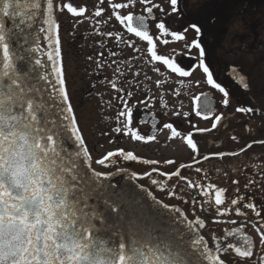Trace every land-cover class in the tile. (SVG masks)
Segmentation results:
<instances>
[{
	"label": "snow or ice",
	"instance_id": "snow-or-ice-1",
	"mask_svg": "<svg viewBox=\"0 0 264 264\" xmlns=\"http://www.w3.org/2000/svg\"><path fill=\"white\" fill-rule=\"evenodd\" d=\"M104 2L100 0L101 5ZM140 3L150 5L144 9L147 15L121 14L120 10L136 4V0H127L126 3H110L112 17L127 33L147 42L150 61L162 62L179 77H189L191 73L176 61L180 53L171 58L158 55L153 36L149 34L147 21L154 19L153 10L163 12V9L152 4V0H140ZM170 4L171 11L175 13L177 0H170ZM65 9L75 17L83 16L86 11L78 6V0L62 6L54 0H0V264H253L254 259L255 264H264V220L261 219L264 206H258L251 200L245 203L244 197L231 198L226 203V188L214 183L194 182L181 174V169H191V164L180 163L173 171H160L155 167L159 163L157 160H141L132 151L121 149L107 152L95 164L107 167L106 162L116 164L120 159L139 161L152 166L150 171L142 175L136 172L129 174L126 169L118 168L114 173H103L93 167L92 156L66 89L59 25L54 15L56 11ZM104 11L102 6L96 7L95 17H100ZM103 23L107 25L109 21ZM190 27L198 36L201 34L197 24ZM156 28L163 36L170 34L175 41L185 39L180 32L169 33L163 20L156 23ZM103 34L114 37L118 44L125 42L119 32ZM163 43L168 44L169 41L164 39ZM100 46L104 48L105 44L102 42ZM186 47L199 50V67L207 74V84L224 94L222 103L227 106L229 93L209 72L203 60L205 49L200 41L193 40ZM100 55L102 57L103 52ZM109 55L115 57L117 53L109 50ZM119 63L125 65L127 71L133 67L130 61ZM101 66L97 64L98 68ZM153 70L161 72L154 64ZM117 72L127 79L120 67H117ZM141 74L136 71L132 79H127L128 84L131 85ZM234 75L244 89L250 87L244 76ZM144 76L146 80L151 79L146 73ZM155 83L162 86L165 81L157 80ZM111 87L129 98L133 96L131 91L117 88L115 82ZM201 95L205 97L203 102H199L201 96L194 98L199 102L196 103L195 115L208 119L215 109L207 99L208 94ZM117 99L123 110L118 112L115 133L130 134L133 141H155V132L145 136L132 127L135 105L129 106V100L123 95ZM138 103L144 104L145 101ZM255 110L252 107L237 109L241 113ZM147 115L139 123H145ZM174 115L179 117L181 113L175 112ZM222 119V114L215 115L211 128H197L196 131L211 132L222 124ZM151 126L156 129L155 119ZM163 129L171 131L169 139L181 137V132L172 123H164ZM182 139L195 154L193 160L197 165L201 160L208 161L211 156L221 160L237 158L251 149L253 143L264 145V139L255 140L238 151L205 154L197 159L198 146L192 133ZM258 161L259 156L253 154L240 162L238 168L235 165L233 168L242 172L244 168L251 167L255 169V176L264 180V162ZM163 163L176 165L172 159ZM217 171L222 169L217 168ZM157 172L160 178H152ZM202 172L203 178L209 180L205 170L195 167V173ZM121 174L128 176V182L120 186L112 183V177ZM223 175L226 177L227 173ZM138 177H147L151 186L173 197L176 192L168 191L167 183L174 177L185 181L190 189L199 187L206 203L213 205L220 216L234 209L236 216L241 217L245 216L242 208L251 210L257 217L256 223L260 224L253 226L262 254L256 256L254 241L244 234L243 222L241 227H234L224 234L223 243L212 236L214 245H210L200 231L206 227L201 216H212L209 209L200 204L201 215L192 217V209L186 212L179 206L164 202L149 187L136 182ZM232 183L238 185L239 182L233 180ZM256 183L258 181L253 177L245 187ZM210 190H214V196ZM236 191L239 192V188ZM196 203L193 197L192 204ZM230 223L235 225L237 221L231 220ZM228 238L235 242H228Z\"/></svg>",
	"mask_w": 264,
	"mask_h": 264
},
{
	"label": "flooded vegetation",
	"instance_id": "flooded-vegetation-1",
	"mask_svg": "<svg viewBox=\"0 0 264 264\" xmlns=\"http://www.w3.org/2000/svg\"><path fill=\"white\" fill-rule=\"evenodd\" d=\"M54 2L62 6L73 0ZM113 2L126 3L127 0H105L102 5L100 0H78V6L86 9L83 16L75 17L66 9L54 13L59 25L58 35L66 89L80 130V125H83L81 133L92 156L93 167L103 173H114L118 168L126 169L129 174L136 172L142 175L150 171L152 166L143 165L139 161L120 159L116 164L106 162L107 167L95 164V161L103 158L107 152L121 149L132 151L141 160H157L159 163L155 167L160 171H173L180 163L191 164L192 168L181 169V174L194 182L199 181L204 185L214 183L218 187L226 188V203L228 199L244 197L245 203L251 200L258 206H264V180L255 176V169L251 167L244 168L242 172H237L233 168L234 165L238 168L240 162L253 154L259 156L258 162H264V145L253 143L251 149L241 153L237 158L225 157L221 160L211 156L208 161L201 160L197 165L193 160L195 154L182 139L189 132L192 133L198 146L197 159L205 154L238 151L255 140L264 139V0H177L175 13L171 11L170 0H152V4L160 5L163 12L159 9L153 10L154 19L149 18L147 21L149 34L153 36L158 55H167L171 58L180 53L176 57L177 63L191 73L189 77L183 78L171 73L162 62L150 61L147 42L127 33L126 29L112 17L110 3ZM74 6L77 4L74 3ZM98 6H102L105 11L100 17H95L94 12ZM147 6L150 5L141 4L140 0H136L134 6L120 11L121 14L132 12L134 15H147L144 11ZM109 17L112 19L109 20ZM97 20L101 23L97 24ZM106 20L109 21L107 25L103 23ZM161 20L169 29V33L180 32L185 39L175 41L170 34L163 36L156 28V23ZM191 24H197L201 28L199 36L190 27ZM107 31L121 33L125 42L118 44L114 37L110 38L103 34ZM164 39L169 43L164 44ZM193 40H199L205 49L203 60L213 79L229 93L227 106L222 103L225 99L224 94L207 84V74L199 67V50L195 47L191 49L186 47ZM102 42L105 44L104 48L100 46ZM109 50L115 51L117 55L110 56ZM113 61L117 63L114 64ZM120 61H130L133 65L131 71H127L126 66L120 64ZM98 63L102 65L100 68L97 67ZM153 64L160 68V73L153 70ZM117 67L125 71L127 79H132L138 70L142 74L129 85L127 79L117 72ZM144 73L151 79L146 80ZM234 73L244 76L250 87L244 89ZM157 80H164L165 83L157 86L155 83ZM112 82L117 84V88L131 91L133 96L129 98L117 92L111 87ZM202 93L208 94L207 99L215 109L213 116L208 119L195 115L196 103L205 99ZM121 95L129 100V106L135 105L132 127L145 136L155 132V141H133L130 134L125 136L123 133H115L118 112L123 110V105L117 99ZM196 96H201V101H195ZM138 101L145 103L141 104ZM241 107H252L256 110L252 113H241L237 111ZM175 112H180L181 115L177 117L174 115ZM184 113L188 115L185 116ZM146 114H148L146 122L139 123ZM221 114L222 124L216 129L207 133L196 131L197 128H211L215 115ZM153 119L157 124L156 129L151 126ZM164 123H172L181 132V137L169 139L171 131L163 129ZM91 139L93 141L90 143ZM91 145L95 146L94 149H91ZM100 152L98 157L97 153ZM168 159L176 161V165L166 166L163 162ZM197 166L207 172L209 180L203 178V172L195 173ZM217 168L222 171H217ZM225 172L226 177L223 175ZM253 177L258 183L245 187ZM152 178L159 179V172L153 173ZM233 180L238 181V185L233 184ZM136 182L149 187L166 203L179 206L186 212L192 209V217L201 215L200 204L209 209L212 216L211 218L201 216L205 219L206 227L200 231L210 245H214L212 236L223 243L224 234L234 227H241L243 222L244 234L251 236L254 241L256 256L262 254L258 234L253 226L260 224L256 223L257 217L251 210L242 208L245 216L241 217L236 216L234 209L220 216L215 212L213 205L206 203V198L199 187L190 189L185 181H178L175 177L170 183L166 181L168 191L176 192L175 197L168 196L159 188L151 186L147 177H138ZM237 188L239 192L236 191ZM210 192L214 196V190ZM193 197L197 200L196 204H192ZM261 219L264 220V211L261 212ZM231 220H236L237 224H231ZM228 242L235 241L228 238ZM221 255L223 258V254Z\"/></svg>",
	"mask_w": 264,
	"mask_h": 264
},
{
	"label": "water",
	"instance_id": "water-1",
	"mask_svg": "<svg viewBox=\"0 0 264 264\" xmlns=\"http://www.w3.org/2000/svg\"><path fill=\"white\" fill-rule=\"evenodd\" d=\"M128 182V176L125 174L117 175L112 177V183L116 184L117 186H120L122 184H125Z\"/></svg>",
	"mask_w": 264,
	"mask_h": 264
},
{
	"label": "rangeland",
	"instance_id": "rangeland-1",
	"mask_svg": "<svg viewBox=\"0 0 264 264\" xmlns=\"http://www.w3.org/2000/svg\"><path fill=\"white\" fill-rule=\"evenodd\" d=\"M80 116H81V114H80ZM77 122L79 123V121H77ZM80 126H81V132H82L83 125L81 124ZM84 128H85V125H84ZM92 141H93V140L91 139V140H90V143H91ZM94 147H95V146L91 145V149H94ZM89 148H90V145H89ZM100 154H101V152H100V153H97L98 157L100 156ZM93 157H94V156H93Z\"/></svg>",
	"mask_w": 264,
	"mask_h": 264
}]
</instances>
